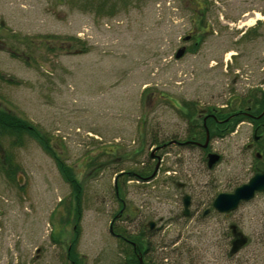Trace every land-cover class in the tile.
<instances>
[{"label": "rangeland", "instance_id": "obj_1", "mask_svg": "<svg viewBox=\"0 0 264 264\" xmlns=\"http://www.w3.org/2000/svg\"><path fill=\"white\" fill-rule=\"evenodd\" d=\"M196 1L0 0V117L25 125L0 134V264H130L137 238L153 264H264V191L213 207L264 165L250 123L208 138L212 167L179 145L200 108L264 87V0H199L214 24L194 46Z\"/></svg>", "mask_w": 264, "mask_h": 264}, {"label": "flooded vegetation", "instance_id": "obj_2", "mask_svg": "<svg viewBox=\"0 0 264 264\" xmlns=\"http://www.w3.org/2000/svg\"><path fill=\"white\" fill-rule=\"evenodd\" d=\"M198 1L199 0L196 1V7L192 11V18H191V22L193 26L192 31H190L188 34L182 37V40L195 39L194 46L200 45L202 41L201 36L204 33L211 32L212 26L214 24V22L211 19H206L209 9L203 7V5L201 7V3ZM256 92H255L256 96L254 100L245 96L246 98L245 101L247 102L245 106L235 103L236 106L231 104H219L216 107L212 105H208L200 108L201 111L197 113V117H196V120L198 119L197 120L198 122H196L194 125L199 127L200 125H202L201 130H204V133L201 131V133H198L197 135H191L188 138L179 140V145L200 147L202 148V150L205 151V155L207 156V154L211 151L210 142L208 141V138L210 139L211 134H209L208 137L207 134L209 128L213 124L222 125L223 123L225 125L227 123L238 124L239 122H248L252 127V140L247 142V145L251 150L256 148L257 142L263 136L260 130L264 129V87L259 88L258 90H256ZM205 143L206 145H204ZM256 157L261 158L263 156L262 154H260V156L256 155ZM259 169H264V165L262 167L256 165L254 174ZM122 239L127 240L123 236ZM131 246L133 247L134 251H136L138 264H143L145 258L147 261H152L151 259L148 258L149 247L147 245H146L147 249L146 251H144V253L142 251L136 250L135 244H132Z\"/></svg>", "mask_w": 264, "mask_h": 264}, {"label": "water", "instance_id": "obj_3", "mask_svg": "<svg viewBox=\"0 0 264 264\" xmlns=\"http://www.w3.org/2000/svg\"><path fill=\"white\" fill-rule=\"evenodd\" d=\"M184 52L185 46H182L177 50L175 56L179 58L184 54ZM204 145H206V143ZM256 155L260 156L259 153ZM219 158L220 155L218 153L209 152L207 154L208 167H212L219 160ZM19 181L21 182L20 178ZM262 191H264V169H259L247 182L237 186L232 192L219 193L213 200V207L222 213L234 211L241 202L252 199L257 192ZM183 204V214L187 215L189 213L190 205V196L188 194L183 197ZM208 211L209 210L207 209L204 214ZM148 226L149 228H153L155 223L150 221L148 222ZM230 229L233 238L231 240L229 253L233 255L248 242V237L238 228L236 224H230Z\"/></svg>", "mask_w": 264, "mask_h": 264}, {"label": "trees", "instance_id": "obj_4", "mask_svg": "<svg viewBox=\"0 0 264 264\" xmlns=\"http://www.w3.org/2000/svg\"><path fill=\"white\" fill-rule=\"evenodd\" d=\"M23 124H24L23 122L16 120V118H14V117L7 120L6 117L4 118L3 116H1L0 117V134L1 135H4V134L5 135H12V136H14L16 134L15 135L16 138H15V140H13V143H15V142L19 141L21 138V132L18 133V131L20 128L24 129L25 125H23ZM234 127H235V123H227V124H225V128H221V127L215 128V129L213 128V132L211 133L212 134L211 136H213V134L216 136H222L224 133H228L231 130H233ZM260 132L263 134V136L257 142L256 146H258V149L260 151H262V153L260 152V154H262V156H263L264 155V129H261ZM203 137H204V134H203ZM60 166H61V169H63V174L66 173V178L71 179L72 176L70 175L69 171L66 170L67 169L66 166H64L61 163H60ZM13 172L14 171L12 170V173ZM10 176H12V174ZM140 177L143 178L142 176H140ZM146 249H147V246L145 244V241L142 238H137L136 250L142 251L144 253V251H146ZM126 250L128 251L127 259L129 261V263L130 264H138V258L136 255V251H134L133 247L131 246V247L127 248ZM143 264H153V263H152V261H147L145 258Z\"/></svg>", "mask_w": 264, "mask_h": 264}, {"label": "bare ground", "instance_id": "obj_5", "mask_svg": "<svg viewBox=\"0 0 264 264\" xmlns=\"http://www.w3.org/2000/svg\"><path fill=\"white\" fill-rule=\"evenodd\" d=\"M257 17L260 18V15L257 14ZM255 22H256L255 19H250V20H248L246 22H243V23L241 22V24H242V26L245 25V24L253 25ZM228 54H231V53H228Z\"/></svg>", "mask_w": 264, "mask_h": 264}]
</instances>
